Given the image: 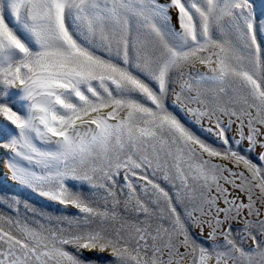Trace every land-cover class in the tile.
I'll list each match as a JSON object with an SVG mask.
<instances>
[{
  "label": "snow or ice",
  "instance_id": "snow-or-ice-1",
  "mask_svg": "<svg viewBox=\"0 0 264 264\" xmlns=\"http://www.w3.org/2000/svg\"><path fill=\"white\" fill-rule=\"evenodd\" d=\"M0 164V264H264V0H0Z\"/></svg>",
  "mask_w": 264,
  "mask_h": 264
},
{
  "label": "rangeland",
  "instance_id": "rangeland-1",
  "mask_svg": "<svg viewBox=\"0 0 264 264\" xmlns=\"http://www.w3.org/2000/svg\"><path fill=\"white\" fill-rule=\"evenodd\" d=\"M259 151V150H257ZM4 169L3 165L0 164V197L8 195H19L21 199H27L29 203L38 204L36 198L27 192L21 191L13 182L4 180ZM0 212H8L7 207L0 202ZM10 214V213H9Z\"/></svg>",
  "mask_w": 264,
  "mask_h": 264
},
{
  "label": "bare ground",
  "instance_id": "bare-ground-1",
  "mask_svg": "<svg viewBox=\"0 0 264 264\" xmlns=\"http://www.w3.org/2000/svg\"><path fill=\"white\" fill-rule=\"evenodd\" d=\"M254 3L258 2V0H253Z\"/></svg>",
  "mask_w": 264,
  "mask_h": 264
}]
</instances>
